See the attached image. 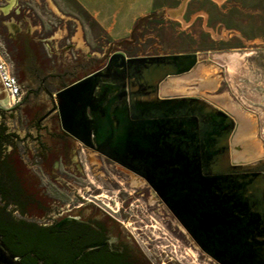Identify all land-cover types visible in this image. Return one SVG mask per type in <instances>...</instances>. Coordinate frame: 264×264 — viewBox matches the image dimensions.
<instances>
[{
    "label": "water",
    "instance_id": "1",
    "mask_svg": "<svg viewBox=\"0 0 264 264\" xmlns=\"http://www.w3.org/2000/svg\"><path fill=\"white\" fill-rule=\"evenodd\" d=\"M196 53L129 57L55 93L62 128L141 176L219 264H264V160H234L236 118L211 101L161 95L170 76L193 70ZM102 78L117 93L97 95ZM117 104L114 112L111 107ZM0 264H22L0 238Z\"/></svg>",
    "mask_w": 264,
    "mask_h": 264
},
{
    "label": "rangeland",
    "instance_id": "2",
    "mask_svg": "<svg viewBox=\"0 0 264 264\" xmlns=\"http://www.w3.org/2000/svg\"><path fill=\"white\" fill-rule=\"evenodd\" d=\"M20 4L25 9V28L36 30L34 37L47 39L42 42L45 58L39 62L40 78L32 82L33 87L39 88L45 78L55 99L57 86L102 68L117 51L129 57L196 53V67L168 77L161 85V95L200 97L226 110L237 121L233 159L247 163L264 159V0H156L155 12L128 39L120 40L112 39L77 0H0V12L12 16ZM6 23L13 32L10 21ZM13 72L30 87V81L22 82ZM31 99L47 108L53 103L45 90ZM86 152L87 158L81 151L83 161L77 162L86 174L83 184L100 187L112 197L124 190L132 193L130 221L144 232L140 241L150 254L161 253L170 245L168 250L184 264H201L197 250L179 248L180 242L167 229L170 211L158 207L151 193L139 195L145 182L139 183L119 165L107 164L104 169L94 152ZM103 201L98 202L110 205ZM150 205L156 209L150 210ZM130 228L136 232L137 228Z\"/></svg>",
    "mask_w": 264,
    "mask_h": 264
},
{
    "label": "flooded vegetation",
    "instance_id": "3",
    "mask_svg": "<svg viewBox=\"0 0 264 264\" xmlns=\"http://www.w3.org/2000/svg\"><path fill=\"white\" fill-rule=\"evenodd\" d=\"M22 7L20 4L19 11L12 16L10 12H0V51L12 71L19 74L20 80L31 84L26 88L20 82L23 99L12 105L0 78L1 240L22 264H184L174 256L173 250H168L170 245H166V250L161 253L154 254L142 245L140 239L145 234L133 226L128 212L133 198L131 192L120 191L112 197L103 194L100 187L87 188L83 184L86 174L77 167V162L83 161L79 155L81 151L84 158L88 156L86 151L94 152L104 169L107 164H119L100 153L95 140L84 144L62 128L54 93L45 84V78L39 88L33 87L32 82L40 78L38 69L45 58L42 42L47 39L34 37L36 30L25 28L22 18L25 19L26 15ZM6 20L10 21L13 32L8 31ZM112 83L107 78L100 81L97 95L103 96L106 90L109 92L104 105L119 93L110 87ZM68 85L57 86V91ZM42 90L52 99L49 108L31 99ZM116 107L117 104L112 106L111 112ZM6 113L12 120L11 125L7 122ZM72 166L76 170L70 169ZM119 166L127 175L134 174L139 183L145 182L139 195L145 197L151 193L158 207H166L170 211L141 176ZM103 198L108 200V207L98 202ZM149 209L156 208L150 205ZM170 213L172 217H167V229H171L180 242L179 248L196 249V259L201 264H219ZM130 227L137 228L136 232ZM175 252L178 253L179 249Z\"/></svg>",
    "mask_w": 264,
    "mask_h": 264
},
{
    "label": "crops",
    "instance_id": "4",
    "mask_svg": "<svg viewBox=\"0 0 264 264\" xmlns=\"http://www.w3.org/2000/svg\"><path fill=\"white\" fill-rule=\"evenodd\" d=\"M114 40L128 39L136 23L156 10V0H77Z\"/></svg>",
    "mask_w": 264,
    "mask_h": 264
},
{
    "label": "built area",
    "instance_id": "5",
    "mask_svg": "<svg viewBox=\"0 0 264 264\" xmlns=\"http://www.w3.org/2000/svg\"><path fill=\"white\" fill-rule=\"evenodd\" d=\"M0 78L11 99L12 105L19 104L23 99V88L15 73L9 66L5 56L0 51Z\"/></svg>",
    "mask_w": 264,
    "mask_h": 264
},
{
    "label": "trees",
    "instance_id": "6",
    "mask_svg": "<svg viewBox=\"0 0 264 264\" xmlns=\"http://www.w3.org/2000/svg\"><path fill=\"white\" fill-rule=\"evenodd\" d=\"M146 18H141L135 25L133 33L137 30V28L140 26L141 22H143ZM132 33V34H133Z\"/></svg>",
    "mask_w": 264,
    "mask_h": 264
},
{
    "label": "bare ground",
    "instance_id": "7",
    "mask_svg": "<svg viewBox=\"0 0 264 264\" xmlns=\"http://www.w3.org/2000/svg\"><path fill=\"white\" fill-rule=\"evenodd\" d=\"M166 90V89H165ZM161 92H163V91H161ZM218 99V98H217ZM220 99V98H219ZM222 99V98H221Z\"/></svg>",
    "mask_w": 264,
    "mask_h": 264
}]
</instances>
